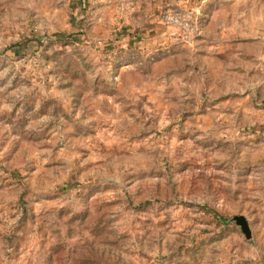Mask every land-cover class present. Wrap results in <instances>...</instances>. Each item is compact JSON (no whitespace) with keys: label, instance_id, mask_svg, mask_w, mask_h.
I'll return each instance as SVG.
<instances>
[{"label":"rangeland","instance_id":"1","mask_svg":"<svg viewBox=\"0 0 264 264\" xmlns=\"http://www.w3.org/2000/svg\"><path fill=\"white\" fill-rule=\"evenodd\" d=\"M0 264H264V0H0Z\"/></svg>","mask_w":264,"mask_h":264},{"label":"water","instance_id":"2","mask_svg":"<svg viewBox=\"0 0 264 264\" xmlns=\"http://www.w3.org/2000/svg\"><path fill=\"white\" fill-rule=\"evenodd\" d=\"M233 222L240 227L241 232L245 236L246 239H250L251 234L248 227V224L246 223L245 219L242 217L234 218Z\"/></svg>","mask_w":264,"mask_h":264}]
</instances>
